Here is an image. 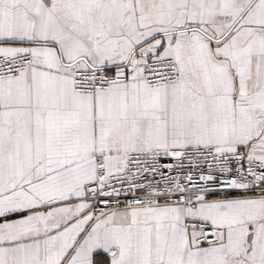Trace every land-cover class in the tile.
Listing matches in <instances>:
<instances>
[{
  "label": "snow or ice",
  "instance_id": "1",
  "mask_svg": "<svg viewBox=\"0 0 264 264\" xmlns=\"http://www.w3.org/2000/svg\"><path fill=\"white\" fill-rule=\"evenodd\" d=\"M0 264H264V0H0Z\"/></svg>",
  "mask_w": 264,
  "mask_h": 264
}]
</instances>
